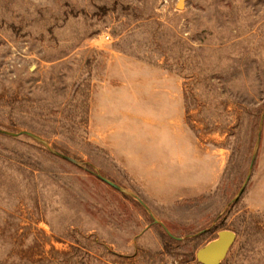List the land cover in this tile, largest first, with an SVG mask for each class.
<instances>
[{"label": "rangeland", "instance_id": "374dc122", "mask_svg": "<svg viewBox=\"0 0 264 264\" xmlns=\"http://www.w3.org/2000/svg\"><path fill=\"white\" fill-rule=\"evenodd\" d=\"M182 1L0 0V128L48 143L0 133V264H204L222 230L220 264H264V0ZM155 100L201 157L165 198L126 168Z\"/></svg>", "mask_w": 264, "mask_h": 264}, {"label": "crops", "instance_id": "0c3cea01", "mask_svg": "<svg viewBox=\"0 0 264 264\" xmlns=\"http://www.w3.org/2000/svg\"><path fill=\"white\" fill-rule=\"evenodd\" d=\"M173 104L176 105V102H144L141 111L132 113L136 121L144 125L139 130L132 128L138 135L135 139L143 136L145 140L146 133L149 132L151 144L149 150L142 153L135 145L133 151L127 154L126 168L134 181L153 192L155 197L174 196L176 182L191 185L196 180V170L193 171L192 168L200 164L201 159L200 156H194L198 147L197 137H193L185 128L182 103H178V107H172ZM129 114L132 115L131 112ZM203 160L205 156L202 157Z\"/></svg>", "mask_w": 264, "mask_h": 264}, {"label": "water", "instance_id": "95a60500", "mask_svg": "<svg viewBox=\"0 0 264 264\" xmlns=\"http://www.w3.org/2000/svg\"><path fill=\"white\" fill-rule=\"evenodd\" d=\"M182 6H183V1L180 0V2L178 3V7L181 8ZM263 120H264V116L261 119V124H260L259 134H258V136H259L258 143L260 142V139H261ZM0 133L6 134V135H12V136L27 135V136L45 144V145L48 144L47 141L42 136H40L39 134H37L31 130H20L19 132H12V131L0 128ZM51 150L56 155H58L64 159H67V160L74 162L76 164L80 163L76 158H74L70 155H67V154L60 152L58 150H53V149H51ZM256 151L253 155V158H252V161L250 164V171L247 175V178H246L244 184L242 185L238 195L236 196V198L233 199V202L243 193L246 185L248 184V182L250 180L252 169H253L254 163H255ZM96 174L102 180H104L105 182H107L111 186L115 187L116 189L125 191V189L120 184H118L117 182L107 178L106 176L102 175L101 173H96ZM135 197L148 210L150 215L153 217L154 221L161 224L171 237L179 238V237H176L174 234H172V232L167 228V226L162 221L158 220L154 216L150 207L140 197H138V196H135ZM235 239H236V233L234 231H231V230L220 231L218 234V237L216 239L207 243L206 245H204L202 248H200L198 250V252H197L198 259L200 261H202L204 264H220L221 260L226 256L231 245L234 243Z\"/></svg>", "mask_w": 264, "mask_h": 264}, {"label": "built area", "instance_id": "2783aa9c", "mask_svg": "<svg viewBox=\"0 0 264 264\" xmlns=\"http://www.w3.org/2000/svg\"><path fill=\"white\" fill-rule=\"evenodd\" d=\"M105 38H106V39H110V35H109V34H106V35H105Z\"/></svg>", "mask_w": 264, "mask_h": 264}]
</instances>
